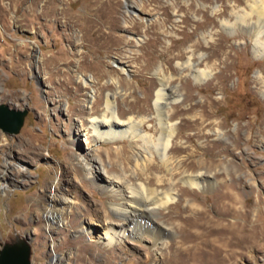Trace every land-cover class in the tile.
I'll return each instance as SVG.
<instances>
[{"label": "rangeland", "instance_id": "1", "mask_svg": "<svg viewBox=\"0 0 264 264\" xmlns=\"http://www.w3.org/2000/svg\"><path fill=\"white\" fill-rule=\"evenodd\" d=\"M263 5L264 0H0V105L27 110L17 133L0 128V179L7 185L0 190V247L26 244L30 264H87L90 253L78 254L76 243L90 240L96 248L88 264H156L151 234L140 239L138 227L121 249L95 244L98 226L90 236L81 230L103 221L99 207L107 199L71 154L90 147L83 134L74 140V126L86 120V110L80 117L88 91L110 87L105 93H119L120 116L151 118L162 78L180 94L166 109L176 113L172 123L178 128L171 155L189 172L209 173L212 183L195 189L194 199L176 179L182 220L200 216V222L182 235L176 230L181 220L170 208L152 215L173 233L164 238L158 264L192 245H180L182 237L194 236L195 244L221 226L219 215L227 208L246 211L247 228L256 224V235L264 232V12L258 13ZM103 33L112 37L99 39ZM189 58L199 71L196 79L186 67ZM58 69L65 73L55 74ZM67 78L70 87L81 86L78 96L55 86ZM97 107L101 111L103 103ZM147 128L156 134L155 122ZM218 129L220 136L214 134ZM99 144L102 156L129 149L128 140ZM152 166H160L158 157ZM228 194L233 199L222 198ZM51 196L70 202L63 215V222H74L70 227L46 216ZM201 210L207 213L203 218ZM237 221L243 222L241 216ZM262 246L231 264H264Z\"/></svg>", "mask_w": 264, "mask_h": 264}, {"label": "bare ground", "instance_id": "2", "mask_svg": "<svg viewBox=\"0 0 264 264\" xmlns=\"http://www.w3.org/2000/svg\"><path fill=\"white\" fill-rule=\"evenodd\" d=\"M130 7L133 6L128 5V8ZM263 12L264 7H260L258 13ZM112 22V18L107 21L111 27L114 24ZM135 23L133 24L135 25ZM111 37L112 33H103L98 36L99 39H109ZM257 44L256 41L255 50L259 52ZM191 61L189 58L186 67L190 74H194L193 77L196 79L199 71L196 68V63L194 61V63H191ZM120 66L123 73H130L124 65L120 64ZM45 70L47 69L43 66L39 68L41 74ZM54 73L64 74L65 71L63 73L61 69H58ZM77 78L80 80L79 83H82L83 87L87 88L88 83L83 80L82 76H77ZM64 81L57 84L53 83L52 85L55 84L61 90L74 91L75 95L78 96L77 92L80 85L70 87L69 84H72L70 79L67 78ZM97 84H99V81ZM112 84L117 86L118 82L114 80ZM106 88L110 87H99L98 94L88 91L83 102L84 110H82L80 117L82 119L86 110V120L83 122L81 120V124L74 126V132L77 135L74 140L83 134L90 146L85 154H71L73 160L76 162V167L78 170L82 169L85 175L93 180L95 187L107 199L105 204L99 207L103 214V221H93L87 224V226L83 225L81 230L90 236L94 230L92 226H98L100 227V232L95 237V240L97 239L95 244H100L105 248L119 247L121 249L124 238L129 237L134 232L135 235L137 233L136 228L138 227L140 239H144L145 233L151 234L150 246L152 249H156L155 260L156 264H158V261H160L158 254H162L164 238L173 233L172 228L164 227L163 221L152 220V215L159 212L158 210L161 208H170L169 213L175 214V217L181 220V224H177L176 230L178 231L179 229L182 235H184L183 233H187L186 227L188 225H197L200 222V219L198 220L200 216L182 220V211L179 199H177L178 190L175 189L176 182L179 180L185 185L187 187L186 192L194 198L196 195L195 189L201 190L211 185V175L209 173L205 175L203 171L189 172L181 160L171 155L177 149L174 147L173 142L178 135V128L172 123L176 113L170 109H166H168L170 103L175 104L179 100L180 94L176 87H170L168 81L163 78L159 79V88L155 94L154 101L155 114L151 118L135 115H130L127 118L120 116L115 105L116 97L119 93H105ZM145 101L147 102L148 99L146 98ZM98 103H103L101 111L97 107ZM59 108L62 109L61 107ZM67 112L70 113L71 111L68 110ZM151 122L156 123V134L152 133L150 128L146 129V125ZM214 134L220 136L222 133L218 129ZM125 140L129 142V149L122 146L115 148L111 153L106 151L103 156L99 154V151H101L99 143L116 144L117 142L123 143ZM155 157H158L160 160L158 168L152 166ZM155 168L158 169V173L152 175L150 172ZM2 176L4 177L5 174ZM2 179H0V190L7 186ZM80 183L82 186L81 181ZM223 188H225L224 185ZM50 198V209L46 213V216L52 220H57L59 226L66 225L70 227L74 222L71 224L63 222V215L66 212L65 208L68 205L70 206V202L58 200L55 196H51ZM222 198L227 200L233 199L231 194L224 195ZM188 207L192 210V205ZM193 211L196 212L198 210L195 209ZM198 213L202 217L203 213L206 212L201 210ZM230 216L234 217L235 222L231 223L227 221ZM240 216L243 222L237 221V218ZM219 220L222 221L221 226L208 229L207 232L201 235V241L198 243L193 244L195 241L193 239L194 236H190L189 234H187V237H182L180 245L188 243L192 245L187 248L180 246L173 255L171 253V256L165 258L166 264H231L240 258L248 259L249 249L258 247L262 243L264 245V232H258L259 234L256 235L260 227L257 229V225L255 224L251 230L247 228L246 211L227 208V210L219 215ZM182 225H185V228ZM247 231L253 233V235L248 236L246 234L248 233ZM88 242L79 241L76 243V246L78 254L83 253L84 255L85 252L90 253V256L86 259L89 263L94 257L96 247L90 240ZM262 247L264 248V246ZM263 248L257 249V253L263 251ZM81 257L83 256L81 255Z\"/></svg>", "mask_w": 264, "mask_h": 264}, {"label": "water", "instance_id": "3", "mask_svg": "<svg viewBox=\"0 0 264 264\" xmlns=\"http://www.w3.org/2000/svg\"><path fill=\"white\" fill-rule=\"evenodd\" d=\"M27 110L8 109L0 105V128L2 131L13 134L17 133ZM29 250L26 244L15 242L0 247V264H30Z\"/></svg>", "mask_w": 264, "mask_h": 264}]
</instances>
